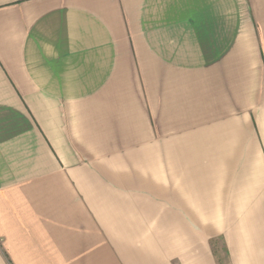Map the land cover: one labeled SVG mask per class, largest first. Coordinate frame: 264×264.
<instances>
[{
  "label": "crops",
  "instance_id": "0c3cea01",
  "mask_svg": "<svg viewBox=\"0 0 264 264\" xmlns=\"http://www.w3.org/2000/svg\"><path fill=\"white\" fill-rule=\"evenodd\" d=\"M0 264H264V0H0Z\"/></svg>",
  "mask_w": 264,
  "mask_h": 264
},
{
  "label": "trees",
  "instance_id": "16d2710c",
  "mask_svg": "<svg viewBox=\"0 0 264 264\" xmlns=\"http://www.w3.org/2000/svg\"><path fill=\"white\" fill-rule=\"evenodd\" d=\"M217 243V241H213L212 243H211V245H212V249H213V253L217 256V253H216V250H217V248H216V244ZM225 255H227L226 254V252H225ZM218 258V257H217ZM220 261V260H219Z\"/></svg>",
  "mask_w": 264,
  "mask_h": 264
}]
</instances>
